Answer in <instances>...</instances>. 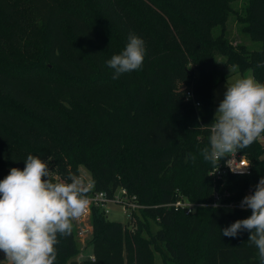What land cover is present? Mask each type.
I'll list each match as a JSON object with an SVG mask.
<instances>
[{
	"label": "trees",
	"instance_id": "obj_1",
	"mask_svg": "<svg viewBox=\"0 0 264 264\" xmlns=\"http://www.w3.org/2000/svg\"><path fill=\"white\" fill-rule=\"evenodd\" d=\"M234 1L0 0V181L32 155L47 164L53 182L70 183L69 173L85 167L90 193L123 187L146 206L135 227L94 207V259L81 264H155L152 247L164 264H260L249 232L221 233L251 211L204 206L186 214L164 205L179 195L213 200L214 164L200 150L215 117L218 56L264 84V0H247L238 17L262 43L259 50L226 37ZM130 35L145 43L143 67L114 80L107 61ZM240 151L250 173L229 175L220 190L237 205L264 177V143ZM58 241L54 264H80L70 260L79 251L74 228Z\"/></svg>",
	"mask_w": 264,
	"mask_h": 264
},
{
	"label": "clouds",
	"instance_id": "obj_2",
	"mask_svg": "<svg viewBox=\"0 0 264 264\" xmlns=\"http://www.w3.org/2000/svg\"><path fill=\"white\" fill-rule=\"evenodd\" d=\"M145 52L143 39L130 35L122 53L107 61L114 70L112 78L140 70ZM237 68L233 66V71ZM208 127L209 145L200 154L214 165L264 139V84L251 75L226 84L224 99ZM191 158L193 162L196 159ZM24 163L23 170L12 168L0 181V252L5 255L2 264H54L58 236L70 235L73 221L85 214L94 182H86L74 173L68 175L70 183L53 182L47 164L39 158L28 155ZM231 169L244 174L243 169ZM239 206L250 209L251 216L222 229V236L235 238L249 232L248 241L258 249L260 264H264V177Z\"/></svg>",
	"mask_w": 264,
	"mask_h": 264
},
{
	"label": "built area",
	"instance_id": "obj_3",
	"mask_svg": "<svg viewBox=\"0 0 264 264\" xmlns=\"http://www.w3.org/2000/svg\"><path fill=\"white\" fill-rule=\"evenodd\" d=\"M199 106V103H196ZM231 162L228 164V161ZM234 170H242L244 174H248L251 171V163L247 155L243 152H238L234 158L227 157L221 159L220 162H217L210 170V175L214 178L217 187L213 192V200L207 203L193 202L190 201L187 197L183 195H179L178 199L175 202L164 204L166 206H173L176 210H184L186 214H193L197 212V210L204 206L211 207H221V206H229L235 207L239 206L234 202H226L224 199L229 195L227 190L220 191L221 188L225 186L226 180L228 176L231 174H239V172H233L231 168ZM89 197V206L85 214H83L79 219L75 220L79 224L78 235L80 239H82L83 243L90 242L93 235V226L91 224H87V220L91 217L92 210L94 207L100 208V210L104 211L106 215L109 214V204H114L121 208L123 214L125 215V222L130 224L131 227H135L139 211L146 206L141 204L138 200V197L135 194H131L128 189L120 187L113 193H109L107 191H99L95 193L88 194ZM218 205V206H217ZM162 206V205H158ZM134 223V224H133ZM88 242V245H89ZM83 245V244H82ZM83 246L84 249H87ZM89 259H94L93 254L89 255ZM82 261L79 263L81 264Z\"/></svg>",
	"mask_w": 264,
	"mask_h": 264
},
{
	"label": "rangeland",
	"instance_id": "obj_4",
	"mask_svg": "<svg viewBox=\"0 0 264 264\" xmlns=\"http://www.w3.org/2000/svg\"><path fill=\"white\" fill-rule=\"evenodd\" d=\"M246 3H247V0H237L232 3L233 12H231L228 18L224 33L226 37L228 38V40H230L233 44L244 45L250 50H259L262 47V43L260 41L253 40L249 34L243 31L244 24L241 23L238 19V17L244 14V8H245ZM219 33H221V28L220 27L214 28V34L217 35ZM217 60L219 64V75L217 76V78L220 81L215 89V98H214V102H215L214 114L215 115H216V111L219 106V103L224 99V92L226 91V84L230 85L231 83H234V81L238 77H244L248 75H251L256 80L254 73L251 69H248L245 72L238 71V69L233 71V66L226 65L225 58L222 55H219ZM261 142L264 143V139H261ZM54 176L56 179L58 180L60 179L58 175H54ZM80 176H83L86 182H93L92 174L85 167H81ZM251 192H252L251 189H249L247 191L248 195H251ZM109 210L110 212L107 216L110 220L125 222L126 220L125 215L123 214L120 207L114 204H109ZM247 210L251 211L250 209H247ZM86 223L91 224V217H89V220H87ZM73 228L75 230V235H76V240L78 243L79 251L76 255L72 256L70 260H75L77 262H80L84 258H89V255L92 254V249H91V245L89 241H88L89 242V245H88V242L84 244L82 239H80L78 235L79 224L76 221H73ZM158 228H159L158 225H156L155 223H152L149 228V233L150 232L155 233ZM180 231H181V236L186 238L185 233H187V230L181 229ZM149 233L145 231L143 234L147 239L152 240ZM87 245H88L87 249H84L83 246L86 248ZM152 250H153V261H155V264H164L162 252L155 249V247H152ZM2 253L3 252H0V254ZM167 264H176V263H174L172 260H168Z\"/></svg>",
	"mask_w": 264,
	"mask_h": 264
},
{
	"label": "crops",
	"instance_id": "obj_5",
	"mask_svg": "<svg viewBox=\"0 0 264 264\" xmlns=\"http://www.w3.org/2000/svg\"><path fill=\"white\" fill-rule=\"evenodd\" d=\"M5 260V255L4 253L0 254V264H2V262ZM6 264V262H5Z\"/></svg>",
	"mask_w": 264,
	"mask_h": 264
}]
</instances>
